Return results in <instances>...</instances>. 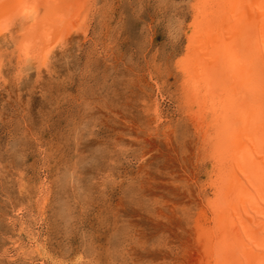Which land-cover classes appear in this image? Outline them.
<instances>
[{"label":"rangeland","instance_id":"374dc122","mask_svg":"<svg viewBox=\"0 0 264 264\" xmlns=\"http://www.w3.org/2000/svg\"><path fill=\"white\" fill-rule=\"evenodd\" d=\"M87 2L46 66L0 36V264H193L211 169L178 97L193 0Z\"/></svg>","mask_w":264,"mask_h":264},{"label":"bare ground","instance_id":"6f19581e","mask_svg":"<svg viewBox=\"0 0 264 264\" xmlns=\"http://www.w3.org/2000/svg\"><path fill=\"white\" fill-rule=\"evenodd\" d=\"M87 1L0 0V36L8 32L15 42L18 62L46 66L70 30L86 33ZM190 7L177 96L200 165H211L207 211L193 222L199 254L192 263L264 264V0H193Z\"/></svg>","mask_w":264,"mask_h":264}]
</instances>
